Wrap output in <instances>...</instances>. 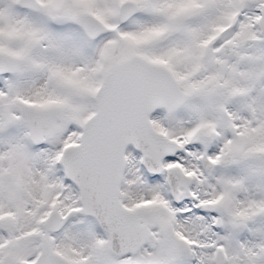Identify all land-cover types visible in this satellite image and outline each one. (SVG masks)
<instances>
[{
  "label": "snow or ice",
  "instance_id": "6c2138e0",
  "mask_svg": "<svg viewBox=\"0 0 264 264\" xmlns=\"http://www.w3.org/2000/svg\"><path fill=\"white\" fill-rule=\"evenodd\" d=\"M0 264H264V0H0Z\"/></svg>",
  "mask_w": 264,
  "mask_h": 264
}]
</instances>
